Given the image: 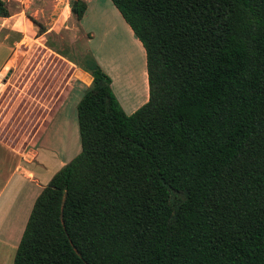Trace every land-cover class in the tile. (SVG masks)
I'll return each instance as SVG.
<instances>
[{
	"label": "trees",
	"instance_id": "trees-1",
	"mask_svg": "<svg viewBox=\"0 0 264 264\" xmlns=\"http://www.w3.org/2000/svg\"><path fill=\"white\" fill-rule=\"evenodd\" d=\"M111 1L146 50L149 99L128 114L86 58L81 151L14 264H264V0ZM70 7L80 21L88 3Z\"/></svg>",
	"mask_w": 264,
	"mask_h": 264
},
{
	"label": "rangeland",
	"instance_id": "rangeland-1",
	"mask_svg": "<svg viewBox=\"0 0 264 264\" xmlns=\"http://www.w3.org/2000/svg\"><path fill=\"white\" fill-rule=\"evenodd\" d=\"M6 2L11 18L5 25L8 29H16L18 33L5 34L8 47L0 48V70L16 50L18 58L12 61L6 78H3L0 136L12 145L24 148L29 153L27 159L31 157L29 150L36 142L32 139L38 138L44 128L42 117L45 105L37 98L43 103H52L62 97L59 94H67L72 85L67 112L72 115L70 118L73 121L71 136L67 141L69 148L63 158L70 160L80 151L77 152L81 140L78 104L75 100L92 81V75L84 67L87 57L95 58L111 75L113 89L128 114L149 99V89L136 103L132 101L134 95L125 93L128 91L125 85L130 84V71L136 72L141 68L145 73L148 72L147 55L131 29L123 27L125 20L111 0H100L96 13L92 15L95 18L89 25L93 31L92 37L71 14L69 0ZM44 143L47 144V141ZM16 251H13L6 264H14ZM0 264H5V261L0 259Z\"/></svg>",
	"mask_w": 264,
	"mask_h": 264
},
{
	"label": "crops",
	"instance_id": "crops-1",
	"mask_svg": "<svg viewBox=\"0 0 264 264\" xmlns=\"http://www.w3.org/2000/svg\"><path fill=\"white\" fill-rule=\"evenodd\" d=\"M86 1L88 9L79 23L82 29L92 37L93 31L89 25L95 21L92 15L96 13L100 0ZM70 3L71 1L69 0L68 7L71 12ZM112 11L118 13L116 10ZM10 18V16L0 17V48L2 46L8 47L6 33L15 35L18 33L16 29H8L5 25V22ZM125 22L122 24L123 27L130 28L134 34L129 24ZM17 52V50L13 52L12 57L0 70V79L2 77L6 78L5 76L8 68H10V64L15 58H18ZM72 88L73 85L71 86ZM71 89L67 90V94L65 92L64 94H59L62 97L52 103L48 101L43 103V100L37 98L41 104L45 105V109H43L45 113L42 117L44 128L41 130V135L38 138L32 139V141L35 140L36 142L34 147H31V150H29V152L31 151L29 159L26 158L29 153L24 148L12 145L0 136V259L4 260L5 264L20 244L37 197L54 174L73 159L71 158L66 161L63 158L64 153L69 148L67 141L69 140V136H71V122L73 121L70 118L72 115L67 112V109H69L68 102L71 98ZM84 90L81 94V91H79L78 94L80 95L75 100L77 104L81 100L85 92ZM147 101L145 100L139 106ZM44 141H47V144ZM79 150L81 151V147L79 149L78 146L77 152Z\"/></svg>",
	"mask_w": 264,
	"mask_h": 264
},
{
	"label": "bare ground",
	"instance_id": "bare-ground-1",
	"mask_svg": "<svg viewBox=\"0 0 264 264\" xmlns=\"http://www.w3.org/2000/svg\"><path fill=\"white\" fill-rule=\"evenodd\" d=\"M142 66L143 64L141 65V67ZM139 69L140 70L136 72L130 71V84L125 85L127 88L126 91L128 90L125 93L132 94V96L134 95V100H132L133 103L141 100V98L146 95L147 89H149L148 72L145 73L144 69Z\"/></svg>",
	"mask_w": 264,
	"mask_h": 264
},
{
	"label": "built area",
	"instance_id": "built-area-1",
	"mask_svg": "<svg viewBox=\"0 0 264 264\" xmlns=\"http://www.w3.org/2000/svg\"><path fill=\"white\" fill-rule=\"evenodd\" d=\"M4 77H2L1 79H0V92H1V90H2V87H3V79Z\"/></svg>",
	"mask_w": 264,
	"mask_h": 264
}]
</instances>
